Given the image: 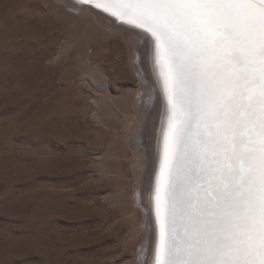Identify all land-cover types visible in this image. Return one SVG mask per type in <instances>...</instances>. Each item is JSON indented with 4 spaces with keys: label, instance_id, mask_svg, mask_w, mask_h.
I'll return each mask as SVG.
<instances>
[{
    "label": "rangeland",
    "instance_id": "1",
    "mask_svg": "<svg viewBox=\"0 0 264 264\" xmlns=\"http://www.w3.org/2000/svg\"><path fill=\"white\" fill-rule=\"evenodd\" d=\"M75 7L0 0V264L151 255L130 138L144 82L124 33Z\"/></svg>",
    "mask_w": 264,
    "mask_h": 264
},
{
    "label": "snow or ice",
    "instance_id": "2",
    "mask_svg": "<svg viewBox=\"0 0 264 264\" xmlns=\"http://www.w3.org/2000/svg\"><path fill=\"white\" fill-rule=\"evenodd\" d=\"M76 4L130 29L163 98L151 264H264V0Z\"/></svg>",
    "mask_w": 264,
    "mask_h": 264
},
{
    "label": "bare ground",
    "instance_id": "3",
    "mask_svg": "<svg viewBox=\"0 0 264 264\" xmlns=\"http://www.w3.org/2000/svg\"><path fill=\"white\" fill-rule=\"evenodd\" d=\"M64 1L69 5H73V6L75 5L76 6L75 8L79 9L80 13H84V12L92 13L95 16V18L100 21V23H103L105 26H107L112 30L123 32L125 36L130 31V29L124 27L123 25L117 24L110 17H107L103 13H99L94 8H89L87 6H84L83 9L81 10V6L76 4V0H64ZM132 66L136 69L141 68V70H139L138 72L140 73L141 79L144 82L143 85L145 86L143 88L144 93L139 98L142 99V101H140L141 104L138 103L139 99L136 98V108L139 112V114L136 116L138 122L131 125L130 138L132 141L131 146H133L132 148L137 158L136 171L138 175V186L142 182L146 184V190L144 191L142 187L139 186V188L141 189V191L140 190L139 191H140V199H142L141 200L142 204L146 210L144 225H148L149 227V231L148 230L145 231H147L146 234L148 235L149 238L148 246L150 249V241L154 240V219L151 215L152 212L151 187L155 179L154 171L156 166V157L158 150V138L160 136V126H161V120L163 119V111H164L163 98L159 93V85L156 82V74L152 70L150 64L148 62H144L143 65L139 63H135ZM134 68H132L133 71L136 70V69L134 70ZM149 254L147 255L149 256Z\"/></svg>",
    "mask_w": 264,
    "mask_h": 264
}]
</instances>
